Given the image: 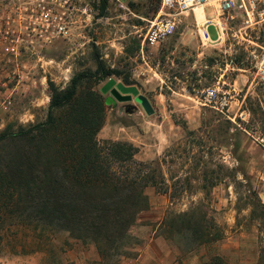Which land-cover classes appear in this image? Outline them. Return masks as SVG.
<instances>
[{
    "label": "rangeland",
    "instance_id": "1",
    "mask_svg": "<svg viewBox=\"0 0 264 264\" xmlns=\"http://www.w3.org/2000/svg\"><path fill=\"white\" fill-rule=\"evenodd\" d=\"M23 1L27 0H0V133L45 122L53 86L65 89L76 74L96 71L97 58L118 72L110 79L137 87L155 108V114L148 115L136 100L108 103L112 95L102 88L110 79L85 82L102 93L106 103L101 140L120 141L109 138L115 125L161 122L165 115L175 125L167 127L172 137L157 157H142L138 147L137 159L160 168L165 187L147 188L151 206L132 228L128 246L103 259L94 245L71 240L63 251L58 248L59 258L50 262L207 264L212 255L220 254L231 264H264V214L252 217L249 205L240 213L237 209L239 198L240 204L246 197L255 205L258 198L264 203V72L260 69L264 24L245 28L239 20L230 19L223 38L206 43L199 26L183 16L171 37L150 45L144 44V35L160 0H108L104 16L100 0H43L55 2L57 12L67 18V32L49 41L45 35H29L27 25L20 23L18 6ZM205 11L208 19H216L208 30L215 40L220 35L217 13L211 7ZM127 78L134 84H125ZM210 87L232 95L225 114L202 100ZM157 129L155 125L152 130ZM204 170H208L206 179L220 178L218 185L206 191L201 188ZM232 173L242 185H234ZM203 199L224 230V238L210 249L187 251L183 236L169 234L164 221L168 214L188 211ZM21 224L10 218L0 223V230ZM7 241L0 242V264H49L43 251L15 253L13 243ZM57 244L62 245L63 239Z\"/></svg>",
    "mask_w": 264,
    "mask_h": 264
},
{
    "label": "trees",
    "instance_id": "2",
    "mask_svg": "<svg viewBox=\"0 0 264 264\" xmlns=\"http://www.w3.org/2000/svg\"><path fill=\"white\" fill-rule=\"evenodd\" d=\"M100 2L104 16L108 0ZM97 64L96 71L76 74L65 89L53 86L45 122L0 133V150L6 151L0 153V223L10 218L22 223L0 230V242H12L15 253L43 251L53 264L50 259L59 258L58 248L63 251L74 240L94 245L103 259H109L114 250L128 246L132 228L150 209L147 188L165 187L160 168L137 159V146L99 138L106 103L102 93L85 82L97 84L119 74L100 58ZM125 84L134 83L127 78ZM207 173L204 170V191L220 181L212 175L206 179ZM229 177L235 186L243 184L236 173ZM240 201L239 213L249 205L252 217L264 214L261 198L257 205L248 197ZM164 226L169 234L183 236L187 251L210 249L224 238L204 199L188 211L168 214ZM62 239L63 244H57ZM206 263L231 264L220 254Z\"/></svg>",
    "mask_w": 264,
    "mask_h": 264
},
{
    "label": "built area",
    "instance_id": "3",
    "mask_svg": "<svg viewBox=\"0 0 264 264\" xmlns=\"http://www.w3.org/2000/svg\"><path fill=\"white\" fill-rule=\"evenodd\" d=\"M55 2L25 4L28 7L19 15L21 24L27 25L29 35H45L49 41L56 39L67 32V18L57 12ZM68 3V2H66ZM214 8L219 17L225 22L217 23L221 39L229 27L230 19H237L245 28L256 24H264V0H160L156 15L148 20L144 44L156 45L171 37L178 26L181 17L196 9ZM66 15V12L64 13ZM1 22V21H0ZM199 35L206 42H214L207 28H200ZM264 58L260 69L264 72ZM202 100L206 105L225 114L230 110L232 95L220 92L217 87L207 88Z\"/></svg>",
    "mask_w": 264,
    "mask_h": 264
},
{
    "label": "crops",
    "instance_id": "4",
    "mask_svg": "<svg viewBox=\"0 0 264 264\" xmlns=\"http://www.w3.org/2000/svg\"><path fill=\"white\" fill-rule=\"evenodd\" d=\"M200 8L196 9L194 12H190L186 14L185 16L188 18H191L192 21H194L200 28H207L209 30V26L214 22V20H210L207 18L206 15V9H202L204 12V20L199 21L196 20V14L197 11ZM225 22V18L219 17L217 14V22ZM219 39H215V41H218ZM155 125L158 127L157 131L153 132V128ZM174 128L175 125L173 121L169 118L168 115L164 116L163 121L158 122L157 119H153L150 121L147 120H141L140 123L137 125L131 124V125H115L113 127V135H110V137H113L115 140L120 141H126L134 144L135 146L141 148V154L142 157L144 156H151L152 158L157 157L158 155L162 154V152L166 149V146L169 144L172 134L169 133L167 130V127ZM162 130V132H160ZM152 131V132H151ZM104 132V131H103ZM101 132V133H103ZM153 140V141H151ZM143 144H153L150 146H144ZM260 249H262L260 247ZM4 264H22L19 261H10Z\"/></svg>",
    "mask_w": 264,
    "mask_h": 264
},
{
    "label": "water",
    "instance_id": "5",
    "mask_svg": "<svg viewBox=\"0 0 264 264\" xmlns=\"http://www.w3.org/2000/svg\"><path fill=\"white\" fill-rule=\"evenodd\" d=\"M102 92L105 94L111 93L112 96L107 100L108 103L113 101L129 102L136 100L148 115L155 114V108L150 99L146 95L141 94L135 86H125L122 83H117L115 79H110L103 86Z\"/></svg>",
    "mask_w": 264,
    "mask_h": 264
},
{
    "label": "flooded vegetation",
    "instance_id": "6",
    "mask_svg": "<svg viewBox=\"0 0 264 264\" xmlns=\"http://www.w3.org/2000/svg\"><path fill=\"white\" fill-rule=\"evenodd\" d=\"M33 2L34 3L41 2V0H34ZM30 3H31V1H28V0L27 1L20 2L18 8L21 11L19 13L24 12L26 9H28V7H25V4H30ZM18 15H20V14H18Z\"/></svg>",
    "mask_w": 264,
    "mask_h": 264
},
{
    "label": "bare ground",
    "instance_id": "7",
    "mask_svg": "<svg viewBox=\"0 0 264 264\" xmlns=\"http://www.w3.org/2000/svg\"><path fill=\"white\" fill-rule=\"evenodd\" d=\"M196 15H197L196 16L197 17L196 20L198 19V22L204 20V12L202 11L201 8L197 11V14Z\"/></svg>",
    "mask_w": 264,
    "mask_h": 264
}]
</instances>
